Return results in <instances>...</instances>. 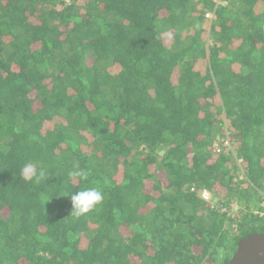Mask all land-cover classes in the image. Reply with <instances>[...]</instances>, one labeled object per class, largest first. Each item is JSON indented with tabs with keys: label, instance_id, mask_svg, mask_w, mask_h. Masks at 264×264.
Returning <instances> with one entry per match:
<instances>
[{
	"label": "trees",
	"instance_id": "trees-1",
	"mask_svg": "<svg viewBox=\"0 0 264 264\" xmlns=\"http://www.w3.org/2000/svg\"><path fill=\"white\" fill-rule=\"evenodd\" d=\"M263 210L264 0H0V264H228Z\"/></svg>",
	"mask_w": 264,
	"mask_h": 264
},
{
	"label": "clouds",
	"instance_id": "clouds-1",
	"mask_svg": "<svg viewBox=\"0 0 264 264\" xmlns=\"http://www.w3.org/2000/svg\"><path fill=\"white\" fill-rule=\"evenodd\" d=\"M20 175L24 181L35 182L37 184H39L41 181H45L47 178L45 169L40 167L36 162H28L24 164V166L20 169ZM88 176V170L81 168L78 163H74L72 170L68 172L69 178H79V180L82 182L87 181ZM65 196H70L72 205L70 215L75 218H79L88 214L104 200L103 192L97 187H83L79 191L66 194Z\"/></svg>",
	"mask_w": 264,
	"mask_h": 264
},
{
	"label": "water",
	"instance_id": "water-1",
	"mask_svg": "<svg viewBox=\"0 0 264 264\" xmlns=\"http://www.w3.org/2000/svg\"><path fill=\"white\" fill-rule=\"evenodd\" d=\"M228 264H264V234L242 239Z\"/></svg>",
	"mask_w": 264,
	"mask_h": 264
},
{
	"label": "built area",
	"instance_id": "built-area-1",
	"mask_svg": "<svg viewBox=\"0 0 264 264\" xmlns=\"http://www.w3.org/2000/svg\"><path fill=\"white\" fill-rule=\"evenodd\" d=\"M206 16H207V18H213L212 13H207ZM229 146H230V143L228 142V140H224L222 142V145L215 143L214 144V152L216 154H219V153H221L223 148H229ZM192 191H195V188H193ZM199 196L202 199H204L205 201H208V203H210L211 205H214V202L212 201L213 197L208 191H206V190L199 191ZM257 214L264 219V210L257 213Z\"/></svg>",
	"mask_w": 264,
	"mask_h": 264
},
{
	"label": "rangeland",
	"instance_id": "rangeland-1",
	"mask_svg": "<svg viewBox=\"0 0 264 264\" xmlns=\"http://www.w3.org/2000/svg\"><path fill=\"white\" fill-rule=\"evenodd\" d=\"M208 20H209V19H208ZM209 22H210V21H209ZM209 22H208V23L206 22V24L204 25V28L206 29V31L210 28V23H209ZM213 200H216V199L213 197ZM206 202H208V201H206ZM215 202H216V201H215ZM215 202H214V203H215ZM236 208H237V207H235L234 210H236Z\"/></svg>",
	"mask_w": 264,
	"mask_h": 264
}]
</instances>
